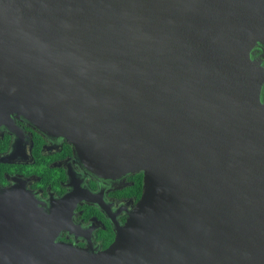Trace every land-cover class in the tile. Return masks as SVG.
I'll return each mask as SVG.
<instances>
[{
    "label": "water",
    "instance_id": "water-1",
    "mask_svg": "<svg viewBox=\"0 0 264 264\" xmlns=\"http://www.w3.org/2000/svg\"><path fill=\"white\" fill-rule=\"evenodd\" d=\"M257 44L264 0H0V123L14 115L63 137L99 177L144 172L140 199L101 252L54 241L56 222L37 252L0 258L264 264Z\"/></svg>",
    "mask_w": 264,
    "mask_h": 264
},
{
    "label": "flooded vegetation",
    "instance_id": "flooded-vegetation-1",
    "mask_svg": "<svg viewBox=\"0 0 264 264\" xmlns=\"http://www.w3.org/2000/svg\"><path fill=\"white\" fill-rule=\"evenodd\" d=\"M254 58L264 65V44L256 45ZM143 184V170L105 178L89 173L66 139L11 115L0 123V192L16 187L33 199L0 201V255L37 252L40 235L54 234L56 222L54 241L101 252L140 199ZM7 261L0 258V264Z\"/></svg>",
    "mask_w": 264,
    "mask_h": 264
}]
</instances>
